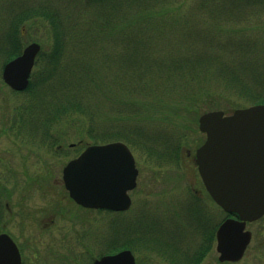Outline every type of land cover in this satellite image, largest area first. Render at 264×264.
<instances>
[{"label":"rangeland","instance_id":"rangeland-1","mask_svg":"<svg viewBox=\"0 0 264 264\" xmlns=\"http://www.w3.org/2000/svg\"><path fill=\"white\" fill-rule=\"evenodd\" d=\"M64 1L68 4V7L66 8L62 4L63 7H60L59 10L64 14L61 28L65 30L69 31L72 25L89 23L91 19L98 16V14H95L97 12L96 9L86 4L84 0ZM230 1V12L225 14L228 17L221 15L227 20L225 22L222 21L223 28L243 29L242 31L249 37L259 38L264 42V0H257L255 3H243V0H237L239 4H236L235 0ZM197 3L198 0H184L183 5L180 6L179 13L167 15V23L157 28V30L147 28L144 31H140V33L132 32L126 37L118 33L111 37H106L105 34L93 37L91 33H89L90 35L88 33L80 35L79 31L76 32L77 36L74 35V32L70 37L64 36L62 40L64 50L60 54V60L57 65L58 76L50 80V82L44 83V80L43 84L36 85L32 89L35 95L33 97L28 93L14 92L3 82L1 66L6 55L4 51H0V151L5 150L8 155L6 160L10 173L20 174L24 170L33 171L35 167V169L41 171V179L49 187L48 189L43 188V190L37 191L34 198L32 196L26 201V208L30 207L27 210H30L29 212L33 215V218H36L35 211H33L35 209H39L38 212H40L41 217L52 213L51 210L54 209V206L49 204L51 202L47 204L48 196H55L53 204L55 203L58 206L57 203H61L66 208L65 213H70L67 212V204L61 197L64 195L63 187L60 184L61 169L65 161L77 150H81L85 145L96 140L88 135V129L94 124L102 125L104 129L108 128L110 132H115L124 125L130 129L136 124L139 127L135 132L138 133L133 131V134H130L134 140H137V138L141 139L145 134L149 136L160 135L165 133L166 130L168 132L171 131L173 134L174 132H179L180 134L183 132L185 134L180 162L177 165L172 163L156 164L144 151L132 149L139 169L137 185L131 192L138 215L136 218L138 234H146L148 214L158 215V218L165 223L168 221L167 219L172 220L173 218L178 221L177 214H185L187 221L188 213L199 212L200 209L203 212L215 214L218 220L222 218L224 215L223 211L209 199L210 197L204 189L193 161L195 149L204 139V135L199 131L198 123L193 116L185 114V118L172 121L170 122L171 125L167 122L158 123L152 119H143L142 117L140 120L133 121L131 118H126V112L122 113L121 107L123 106L114 103L115 97L119 96L121 90L118 88L119 83L112 78L118 79L123 75L121 64L119 63L122 56L146 57L149 60L171 58L182 54L180 53L184 47L182 44L191 45L193 51L198 52V49L202 48L207 42L206 36L203 35L205 34L204 30L206 28H214L213 22L215 23V21L212 18V14L218 16V13L215 10L213 11L214 13L210 12L208 10L209 6L199 8L196 6ZM208 3L210 6L213 4L212 1ZM51 4H55L53 0H0V44L3 43L6 31H10L11 23L18 18L21 11L35 6H46L49 9ZM121 11L119 9L118 13L120 14ZM129 12L127 11L126 13ZM97 21L99 20L97 19ZM28 23L27 25L25 22V24L20 26L21 36L19 40L21 45L24 46L31 41H37L41 44L46 57L53 45L49 24L41 18L33 23H30L29 20ZM118 23L119 18H117ZM218 23L215 26L216 33H218L219 29V27L217 28ZM78 27L86 28V24ZM221 34H224L223 30ZM222 40L224 41V39ZM258 42L255 51H258L259 54L248 52L244 60L246 65L241 60L246 68L241 69L240 72L248 77L249 85H254L251 81L252 77L257 78L258 81L260 80L259 92L264 94V43ZM220 43L221 47L224 48L222 42ZM259 46H263V49H259ZM229 47L226 46L225 52L222 53L223 56L226 59L233 58L237 62L240 58L238 51H234L231 49L232 47ZM72 61L91 69L88 75L93 73L101 75L102 78H105V83H103L102 90L83 89L80 93H77V95L83 96V99L88 102L87 111L77 113L69 111L68 115L63 113L57 118L55 116L56 108L68 99H72L73 94H69L70 89L65 92V96L62 93L60 94V83L56 85V79L57 82L64 80L66 84H68L67 81L69 79V81H73L71 70H74L75 66ZM76 72L78 76L81 70H76ZM33 73L44 78L48 71L43 68V63L38 62L34 67ZM110 75H112V78H110ZM110 79L113 82L115 81V85L111 83ZM216 83L213 80L211 87L215 88ZM221 85L223 84L218 87L222 88ZM234 86L237 85H231L233 89H236ZM114 88H116L115 91L113 90ZM179 91L181 94L184 93L183 89ZM232 93V100H237L240 104L244 103L243 99L238 100L236 94H234L235 92ZM125 108L128 110L127 107ZM3 133H7L10 137L3 136ZM18 133H22L23 136L28 135L27 137L31 138L30 142L41 140L40 142L46 145H40L38 142L39 144L34 149L36 154H28L30 153L28 151L29 143L24 141L23 145L19 137L14 135ZM102 135H106L104 131ZM23 136L22 139L24 138ZM113 139L114 137L105 138L104 140ZM97 140L101 139L98 138ZM52 142L55 144L50 145ZM70 143H74V146L70 147ZM56 144L63 148L61 153H57V155L53 153V155L49 152V155L48 150L55 148ZM138 145L136 144V146ZM17 151L20 152L17 153ZM26 155H29V162L27 161L23 165L21 157H27ZM37 156L41 158L40 163L38 161L40 158ZM51 184L53 189H51ZM53 190L57 192L56 195ZM32 205L36 207L32 208ZM173 214L175 217H173ZM87 216L88 219L90 214L88 213ZM111 216L106 214L101 221L98 220L96 215H92L82 225L94 232L96 236L103 232L110 236V228H113V226L109 225L112 220ZM127 221L129 222L130 220L128 219ZM39 224L38 229L43 227L40 222ZM70 224L73 225L72 222ZM82 225H79L80 229ZM54 228H59V226ZM184 234L187 251H192V245H194L196 239L194 229L189 230V227L186 226ZM138 251L141 255L145 253L140 246Z\"/></svg>","mask_w":264,"mask_h":264},{"label":"trees","instance_id":"trees-1","mask_svg":"<svg viewBox=\"0 0 264 264\" xmlns=\"http://www.w3.org/2000/svg\"><path fill=\"white\" fill-rule=\"evenodd\" d=\"M84 1L86 4L93 6L97 11L95 14H98L89 23H82L86 24V28L78 27L82 24L72 25L69 31L61 28L64 14L59 9L63 6L67 8L68 4L64 0H53L55 4H51L49 9L46 6H35L21 11L18 18L11 23L10 31H6L3 43L0 44V51H4L6 55L2 65L17 55L22 49L23 45H21L19 40L21 24L26 22L28 25L29 20L30 23H33L40 18L49 24V31L53 38L52 49L45 57V52L42 48L36 62V64L38 62L43 63V68L47 69L48 73L44 78L36 75V73L32 74L30 83L25 89V93H28L31 97L35 96L32 89L36 85L43 84L44 80V83L50 82V80L58 76L57 65L60 60V54L64 50V44H62L64 36L70 37L73 32L77 36L76 32L79 31L80 35L87 33L90 35L89 33H91L93 37H98L102 34H105L106 37H111L117 33L126 37L132 32L140 33V31H144L147 28L157 30V28L167 23L166 16L179 13L180 6L184 3V0ZM210 1L213 3L212 6L208 3ZM256 1L243 0L242 2L255 3ZM234 2L239 4L237 0ZM230 4V0H198L197 7L204 8L209 6L208 10L210 12L214 13L213 11L215 10L218 13V16L212 14V18L215 21V23L213 22L214 28H206L204 30L205 34L202 33L206 36L207 42L202 48L198 49V52L193 51L191 45L182 44L184 46L182 51H180L182 54L171 58L149 60L146 57L134 58L129 55L120 58L119 63L121 64L123 75L118 79L112 78V75H110V78L119 83L118 88L121 91L119 96L115 97L114 103L123 106L121 111L123 114L126 112L127 119L131 118L135 121L140 120L142 117L143 119H152L158 123L167 122L170 124L172 121L185 118V114H190L197 121L199 114L207 110L222 109L226 112H231L237 107L264 103V94L259 92L261 81L252 77L251 81L254 85H249L248 77L240 72L241 69L246 68L244 60L247 53L252 52L254 54L255 52L259 54L258 51H255V48L258 46V41L264 42L259 38L249 37L242 31L243 29L227 28V30L223 28L222 23L226 19L221 15L230 12ZM119 9L122 10L120 14L118 13ZM127 11L130 12L126 13ZM224 17L228 16L225 15ZM117 18H119L118 24ZM69 22L71 23V21ZM113 23L116 24L113 25ZM217 23V28L219 27L220 29H218V33H216L215 28ZM222 30L224 34H221ZM220 42H222L224 48L221 47ZM226 46L238 51L240 58L237 62L233 58L226 59L223 56L222 53L225 52ZM258 48L263 49V46ZM241 60H243L245 65ZM72 62L75 66L74 70H71L73 81H69V79L67 81L68 84H66L64 80L57 82L56 79V85L60 83V94L64 95L69 89V94H73L72 99H68L56 108L55 116L57 118L63 113L68 115L69 111L74 113L87 111L88 102L83 99V96L77 95V93H80L83 89L102 90L103 83H105V78L97 75L98 73L88 75L91 69L85 65L81 66L80 63L77 64L75 61ZM76 70H81L80 75L77 76ZM219 77H221L222 81L218 79ZM213 80L217 82L215 88L211 87ZM115 81L111 83L115 85ZM220 84H223L221 85L222 88L218 87ZM234 84L237 85L234 86L236 89L231 87ZM116 88L113 90L115 91ZM180 89L184 90L183 94L179 91ZM232 92H235L234 94H236L238 100L243 99L244 103L240 104L237 100H232ZM138 127L135 124L129 129L124 125L117 131L110 132L108 128L104 129L102 125L94 124L88 129V135L92 139H96L93 140L94 143L122 140L132 149L144 151L156 164L172 163L177 165L180 162L185 138L183 132L181 134L174 132L173 134L171 131L168 132L166 130L165 133L160 135L149 136L145 134L143 135L145 137L142 136L141 139L137 138V140H134L130 134H133L135 130L137 131ZM96 130L98 131L95 132ZM103 131L106 134L105 136L102 135ZM111 137H114V139L104 140ZM98 138L101 140H97ZM136 144L139 145L136 146ZM139 239L141 238L139 237Z\"/></svg>","mask_w":264,"mask_h":264},{"label":"water","instance_id":"water-1","mask_svg":"<svg viewBox=\"0 0 264 264\" xmlns=\"http://www.w3.org/2000/svg\"><path fill=\"white\" fill-rule=\"evenodd\" d=\"M38 42L28 43L20 54L3 67L4 81L23 90L36 56ZM206 134L196 149L195 163L212 198L222 209L239 215L225 219L217 230L219 258L238 259L250 240L245 221L264 213V103L236 108L231 113L210 110L198 118ZM138 169L129 146L120 140L89 144L63 168V181L69 195L88 207L126 209L128 190L136 186ZM9 244L10 247H7ZM0 264H21L16 245L7 234L0 235ZM135 264L129 250L105 255L94 264Z\"/></svg>","mask_w":264,"mask_h":264},{"label":"flooded vegetation","instance_id":"flooded-vegetation-1","mask_svg":"<svg viewBox=\"0 0 264 264\" xmlns=\"http://www.w3.org/2000/svg\"><path fill=\"white\" fill-rule=\"evenodd\" d=\"M14 135L19 137L23 145L24 141L29 143L28 154H36L34 149L37 144L46 145L41 143V140L30 142L31 138L27 137L28 135L23 136L22 133ZM3 136L10 137L7 133H3ZM39 137L41 139L40 134ZM54 144L52 142L50 145ZM69 146H74V143ZM62 149L56 144L48 153L57 155ZM82 150H77L69 157L61 169L60 184L64 191L61 197L67 204V212L70 213H65L66 208L61 203H57L58 206L53 204L55 196H48L47 204L51 202L49 204L54 206L52 213L41 217L39 209H35L33 211L36 218L27 210L30 207L26 208V201L32 196L34 198L37 191L49 188L41 179V171L34 167L33 171L10 173L6 160L8 155L5 150L0 151V235L7 234L12 239L18 249L21 264H94L105 255H113L123 250L130 251L135 264H142L144 261L146 262L143 264H264V214L255 220L245 221L244 230L250 231L251 234L243 255L238 259L221 260L217 250V229L226 218L239 219L237 214H224L218 220L215 214L200 209L199 212L188 213L187 221L185 214H177L178 221L173 218L167 219L166 223L162 222L158 215L148 214L146 234L143 236L138 234V215L131 196L132 190L129 191L131 203L124 210L94 208L76 202L65 188L62 170L65 164L78 156ZM21 159L24 165L29 162V155L22 156ZM38 161L40 163L41 158ZM51 186L53 189L52 184ZM54 192L56 195L57 192ZM88 213L90 217L96 215L101 221L106 214L112 215L109 223L113 226L110 228L111 235L107 236L103 232L96 236L90 229L85 228L82 224L89 220ZM39 222L43 227L38 229ZM71 222L73 225H69ZM79 225H82L81 229ZM56 226L59 228H54ZM186 226L189 230L194 229L196 237L191 252L187 251L184 234ZM6 245L10 247L9 244ZM139 246L145 251L143 255L138 251ZM2 257L0 256V260ZM124 262L125 259H120L118 264Z\"/></svg>","mask_w":264,"mask_h":264}]
</instances>
